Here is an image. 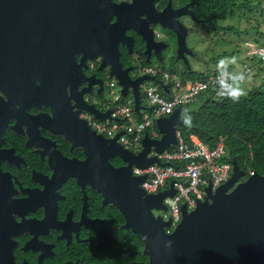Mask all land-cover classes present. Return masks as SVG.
<instances>
[{
  "label": "flooded vegetation",
  "instance_id": "flooded-vegetation-1",
  "mask_svg": "<svg viewBox=\"0 0 264 264\" xmlns=\"http://www.w3.org/2000/svg\"><path fill=\"white\" fill-rule=\"evenodd\" d=\"M199 7L196 0H81L77 14L66 17L81 26L55 48L66 57L21 74L0 73V212L15 264L148 262L146 255L133 260L136 234L110 203L103 134L88 110L115 108L112 64L132 68L131 77L140 65L192 72L194 61L207 64L189 45L199 26L203 35L216 32ZM174 29L184 40L181 53ZM144 35H152L150 47ZM108 162L112 169L126 166L120 158ZM244 172L243 180L250 176Z\"/></svg>",
  "mask_w": 264,
  "mask_h": 264
},
{
  "label": "water",
  "instance_id": "water-1",
  "mask_svg": "<svg viewBox=\"0 0 264 264\" xmlns=\"http://www.w3.org/2000/svg\"><path fill=\"white\" fill-rule=\"evenodd\" d=\"M80 6L81 0H0V73L21 74L48 67L54 57L65 56L57 51L62 47L59 42L62 35L64 41H68L74 29L81 26L66 17L76 15ZM157 24L172 29L169 25ZM115 26L121 30L118 24ZM174 30L180 38L181 53L185 49L184 40L178 29ZM151 38L152 35H144L148 47L152 44ZM101 56L105 61V54ZM110 67L111 76L122 88L123 98L130 91L134 95L135 110L139 114L142 108L140 86L144 81L155 82L156 79L151 76L133 79L130 75L133 69H123L119 62L118 66ZM163 89L167 91L166 87ZM183 110L185 107L180 106L170 116L158 119L156 127L161 138L153 140L146 134L138 154L118 142L122 133L114 138L99 135L104 169L108 171L105 183L115 196V201L110 203L118 206L125 219L124 227L141 239L143 254L149 258L148 262L136 264H264V173L254 172L243 180L246 173L233 160L232 177L225 184L215 191L210 185L205 199L191 211L187 205H182V220L171 234L165 231L171 222L156 213L167 210L164 199L175 196L174 187L147 194L140 186L147 176L133 175L134 167L144 169L154 163L161 164L157 157H148L152 149L163 153L178 144L177 131L185 127L180 120ZM88 112L102 123L120 121L112 117L113 110L90 108ZM112 158H120L126 166L112 169L108 162ZM4 220L0 212V264H15L13 245H8L3 236Z\"/></svg>",
  "mask_w": 264,
  "mask_h": 264
},
{
  "label": "built area",
  "instance_id": "built-area-1",
  "mask_svg": "<svg viewBox=\"0 0 264 264\" xmlns=\"http://www.w3.org/2000/svg\"><path fill=\"white\" fill-rule=\"evenodd\" d=\"M251 48L249 55H256L264 62V48H256L254 44L247 43ZM244 73L250 74L249 67L244 68ZM140 76H151L156 79L140 91L142 94L141 110L137 114L135 110V98L130 93L123 98L122 88L117 93L115 81L111 83V97L115 103L112 117L120 121H107L106 123H94L95 129L107 138H114L122 133L118 142L127 150L138 154L142 150V140L146 134L153 140H159L161 134L156 127V121L162 117L170 116L180 106H186L198 100V98L212 89H216L215 73H205L202 78L196 80H183L178 73L159 69L156 66L140 65L133 71V79ZM167 88V91L163 89ZM146 101L144 104L143 101ZM178 144L170 147L163 153L154 149L148 157H157L161 164H152L147 168L134 167L135 176L147 178L141 183V188L147 194H157L174 187L176 194L166 197L164 204L167 210L158 211V215L164 221H170V227L165 231L171 234L182 220V205H187L188 210H193L197 203L203 201L207 195L206 189L212 185L213 191L225 184L232 177V162L228 161L229 151L224 140L211 148L203 143L195 135L184 138L177 131ZM168 165H163V164ZM252 173L250 172V175Z\"/></svg>",
  "mask_w": 264,
  "mask_h": 264
},
{
  "label": "trees",
  "instance_id": "trees-1",
  "mask_svg": "<svg viewBox=\"0 0 264 264\" xmlns=\"http://www.w3.org/2000/svg\"><path fill=\"white\" fill-rule=\"evenodd\" d=\"M196 1L200 5V17L213 22L216 32H239L232 26L225 28L221 26V23L244 13L252 14L254 9L264 7L263 0H256V3L252 2L254 0ZM262 10L264 12V8ZM254 33L264 36V33L261 34L256 27ZM259 37L252 38V41L259 43V48H264V41ZM245 67L249 66L244 65ZM170 72L178 73L185 81L202 78L205 73L217 74L216 69L205 72H178L177 70H170ZM184 107L192 116L191 126L179 129L184 138L188 139L190 135H195L211 148H214L222 139L229 151L228 161L236 160L241 170L246 171L247 174L264 172V80L260 85H254L248 90L247 95L238 103L218 96L216 88L203 93L197 101ZM127 247L124 243L120 245V248L126 251V255L129 252ZM143 247V242L135 235L133 260L138 262L147 259L143 254Z\"/></svg>",
  "mask_w": 264,
  "mask_h": 264
},
{
  "label": "rangeland",
  "instance_id": "rangeland-1",
  "mask_svg": "<svg viewBox=\"0 0 264 264\" xmlns=\"http://www.w3.org/2000/svg\"><path fill=\"white\" fill-rule=\"evenodd\" d=\"M255 1L256 0L252 2ZM262 8L264 7L262 6ZM262 8L254 9L252 14L244 13L240 16L231 17L221 23V26L225 28L232 26L240 33L237 31V33L235 31H226L224 33V31L214 32L213 30H209L203 35L204 30L199 26L197 33L200 31V35H198V37L195 35V37L191 39V42H189V45H192L198 50L201 59L206 61L207 64H199L194 61L193 65L195 72L213 71L216 69L217 62L222 57L235 56L237 58V64L233 66L232 70L244 73V65L249 66L251 70V79L246 80L243 85L245 90L248 92L254 85H260L264 80V63L259 61L260 58L258 56L248 54L251 48L246 42L252 43L256 48H259L258 45L260 44L256 42L253 43L252 38L260 36L259 38L264 41V36L254 33L255 27L260 30L261 34L264 33V12ZM201 35H203V37ZM248 59L250 61H248ZM157 63L158 60H154V64ZM164 67L167 69L166 71H170L171 69V65H165ZM150 83L151 82H144L142 90L150 85ZM115 91L119 93L121 91L120 87L117 86ZM143 103L145 104L146 101L144 100Z\"/></svg>",
  "mask_w": 264,
  "mask_h": 264
},
{
  "label": "clouds",
  "instance_id": "clouds-1",
  "mask_svg": "<svg viewBox=\"0 0 264 264\" xmlns=\"http://www.w3.org/2000/svg\"><path fill=\"white\" fill-rule=\"evenodd\" d=\"M237 64V58L232 57H222L216 65L217 77V95L222 98H227L233 102L238 103L242 97L247 95V91L243 87L246 80L251 79L250 74H245L243 72H236L232 70L233 66ZM180 120L185 126H191L192 116L190 112L185 109L181 112ZM169 247L171 246V241L168 242Z\"/></svg>",
  "mask_w": 264,
  "mask_h": 264
}]
</instances>
